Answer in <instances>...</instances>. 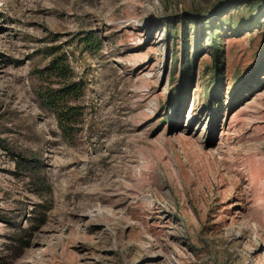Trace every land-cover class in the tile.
I'll use <instances>...</instances> for the list:
<instances>
[{
	"label": "rangeland",
	"instance_id": "rangeland-1",
	"mask_svg": "<svg viewBox=\"0 0 264 264\" xmlns=\"http://www.w3.org/2000/svg\"><path fill=\"white\" fill-rule=\"evenodd\" d=\"M0 264H264V0H0Z\"/></svg>",
	"mask_w": 264,
	"mask_h": 264
},
{
	"label": "trees",
	"instance_id": "trees-1",
	"mask_svg": "<svg viewBox=\"0 0 264 264\" xmlns=\"http://www.w3.org/2000/svg\"><path fill=\"white\" fill-rule=\"evenodd\" d=\"M185 41L186 44L189 42L187 38H185ZM55 48L56 49L51 51V53H54L55 55L41 72L58 78L60 85L55 89L46 91L43 98L49 107L55 109L58 118L63 125L73 120L74 116L71 115L73 114V111L76 110V107L74 106H66V100L71 96L78 97L82 92L83 85L81 82L72 79L73 68L68 55L64 52H59V47ZM3 148H6L5 145H3ZM19 156L21 155L19 154ZM46 215V210H43L40 213L38 212V214L35 215L34 220H36L37 226H41L45 223Z\"/></svg>",
	"mask_w": 264,
	"mask_h": 264
}]
</instances>
